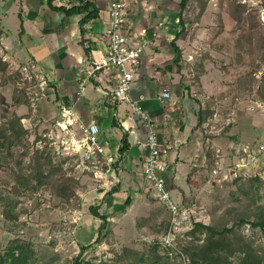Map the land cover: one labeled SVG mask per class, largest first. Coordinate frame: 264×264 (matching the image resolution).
Masks as SVG:
<instances>
[{
  "label": "rangeland",
  "instance_id": "374dc122",
  "mask_svg": "<svg viewBox=\"0 0 264 264\" xmlns=\"http://www.w3.org/2000/svg\"><path fill=\"white\" fill-rule=\"evenodd\" d=\"M154 1L159 12L164 7L172 14L168 18L171 22L161 25L160 30L154 32V38H149V43L165 36L171 42L181 30V0ZM0 2L3 5L12 1ZM10 4L8 12L0 10V25L7 34L6 41L17 51L21 0ZM147 17L142 16V23L146 24ZM184 19L185 31L176 40L182 49L179 61H175L177 54L173 46H168L172 52L168 65L176 69L177 80L174 83L170 78V84L160 82L158 90L167 85L179 94L182 90L189 92L178 104L182 112L184 108L193 111L195 119L200 106L210 112L206 122L194 128V140L201 144L206 161L196 167L194 174L200 176L186 203H195L199 221L205 224L229 226L239 217L264 222V152L259 164L248 172L235 175L231 170L244 152L238 144L245 143L246 149L257 150L264 143V99L260 97L264 89V0H190ZM162 28L166 32L161 31ZM158 47L154 46L156 50ZM1 57L8 62V73L19 70L20 73L15 75L16 81L12 79L2 84L0 69V126L11 116H24L30 148L28 153H24L21 146L0 153V252L11 238L22 237L31 242L40 264H71L82 245H90L85 258L95 263L119 264L115 251L132 248L154 258L150 250L158 243V252L164 258L158 262L148 259L133 264H190L185 253L184 256L168 253L160 243L170 212L154 196L150 183L141 174L123 170V184L111 194L109 191L117 183L115 175L109 172L98 176L93 164L82 161L78 154L67 153L61 142L65 133L57 128L66 100L54 77L47 75L35 61L20 64L17 52L11 55L0 44ZM16 83L26 88L27 100L21 104L13 103ZM257 132H260L258 136ZM211 139L217 140V145ZM217 147L223 149L217 151ZM37 148L50 154L53 162L69 157L64 162L63 173L78 181L75 196L60 197L50 184L35 189L20 183L18 175L31 168ZM214 168L218 173H213ZM109 175L113 183L109 182ZM253 175H258L261 182L253 183ZM171 192L176 199L175 190ZM115 193L131 194L133 204L127 206L123 199L111 201L109 194L114 196ZM114 202L119 212L112 211H115ZM92 204H98L100 212L115 215L110 224L113 233L99 243L96 237L101 220L89 210ZM7 210L10 216L5 214ZM189 227L184 226L182 233ZM240 230L250 237L256 248L264 250L262 228H254L247 222ZM186 238L191 237L186 235ZM191 240L201 243L195 238Z\"/></svg>",
  "mask_w": 264,
  "mask_h": 264
},
{
  "label": "crops",
  "instance_id": "0c3cea01",
  "mask_svg": "<svg viewBox=\"0 0 264 264\" xmlns=\"http://www.w3.org/2000/svg\"><path fill=\"white\" fill-rule=\"evenodd\" d=\"M94 1L100 8V15L95 21L88 24L89 29L86 35L90 37V44L93 47L90 57L86 56L84 47L80 43L79 19L81 15L67 16L64 12L52 8L47 0H21L18 9L21 23L18 30L17 51L6 41L7 34L1 25L0 44L11 55L17 52V62L20 64L35 61L41 69L46 71L47 75L53 76L56 85L61 86V94L64 95L65 100L70 101L75 116L85 122L96 121L101 128V141L107 143L112 152H115L121 145V138L124 134L121 126L127 128L130 148L122 156L118 169L107 170V166H105L101 172L102 175H108L111 172V175L116 176L117 183L114 185L116 186L114 191H116L123 184V170L127 169L133 174H141L144 177L142 169L144 149L139 145V141L146 136V127L131 118V111L127 103L116 102L113 99L111 92L116 86L117 80L115 68L100 69L91 77L86 72L89 68V60L100 59L108 50L106 30L110 23V0ZM1 2L0 10L8 12L12 2H6L3 5ZM127 2L126 26L134 34L144 33L148 38L153 39L154 32L160 30L161 25H168L171 22L168 18L172 12H166L164 7L159 12L158 8L154 7V0H127ZM53 3L60 5L66 4V1L54 0ZM144 15L148 16L145 19L146 24L142 23ZM1 20L0 15V22ZM163 31L166 32V29ZM155 45L158 47L157 50L154 48ZM170 45L172 46V43L167 40L166 36L165 39H155L149 43L142 54L131 95L151 113L159 126L163 140L170 145V149L164 157L168 164V170L165 173L167 185L171 191L175 190L177 201L186 203L196 185L188 181V174L206 161V155L201 144L195 141L193 136L198 117L195 119L196 114L185 108V111L182 112L178 104V101L186 99L189 92L185 93L182 90V93L179 94L175 89L163 85V88L171 90L172 96L165 103H160L158 100V95L162 91L158 90L160 82L170 84V78L174 83L177 80L176 69L168 65L172 61V52L168 47ZM259 133L257 132L255 135L258 136ZM242 139H244V134H242ZM211 140L217 145V140ZM229 143L233 144V142ZM238 145L243 147L242 156L245 155V143ZM221 149L223 147H217V151H221ZM199 176L198 173L193 174L195 179H199ZM109 182L113 183L112 178ZM111 194H109L111 201L116 199L115 202L121 199L126 201L129 196V194L127 196ZM130 196L133 197L131 194ZM115 202L112 203L115 211H112L119 212L117 211L118 204ZM113 216L115 217V215Z\"/></svg>",
  "mask_w": 264,
  "mask_h": 264
},
{
  "label": "trees",
  "instance_id": "16d2710c",
  "mask_svg": "<svg viewBox=\"0 0 264 264\" xmlns=\"http://www.w3.org/2000/svg\"><path fill=\"white\" fill-rule=\"evenodd\" d=\"M54 0H47L49 5L55 10L64 12L67 16L81 15L79 19L81 39L80 43L84 47V52L87 57H90L92 46L90 44V37L86 35L89 27L88 24L95 21L100 15V8L94 0H62L66 1V4H54ZM190 0L180 1V15L179 21L181 24V30H179L175 37L172 39V46L177 54L175 61H179L182 57V49L177 44V38L185 31V19L184 11ZM1 37V31H0ZM8 62L0 58V69L3 71L2 84H7L12 79L16 81L15 75L20 73L15 71L12 74L7 72ZM26 88L20 87L16 83L15 91L13 94V103L21 104L26 102L25 99ZM24 94V97L22 96ZM59 94H57V99ZM260 97L264 99V89L260 93ZM66 105L70 106V101L66 100ZM210 112L206 107L200 106L198 110V123L197 126L203 125L207 120V114ZM22 115H14L9 117L0 126V153L5 150H12L14 146H21L24 153H28L29 147V130L23 123ZM206 147H210L207 143ZM130 148V142L128 140L127 131L124 132L121 138L120 153L123 156ZM209 152V150H207ZM209 154V153H208ZM77 156V155H76ZM121 156V158H122ZM1 157V155H0ZM69 158V157H68ZM63 157L60 160H54L50 154H45L40 148L35 150L31 168H27L21 171L18 175L19 181L23 186L38 188L41 185L47 186L50 184L54 191L60 197L71 198L76 194L77 180L70 176H66L63 173L64 162L68 159ZM208 158V155H207ZM207 160V164L209 163ZM20 163V160H18ZM195 170L188 174V181L197 183V179L193 177ZM206 179V177H205ZM253 183H260L258 175L251 177ZM116 186H114L109 192H113ZM127 205L131 203V196L126 199ZM100 206L98 204H92L89 206V210L92 214L101 220V224L98 228V234L96 237L97 242L106 241L113 233V229L110 226L111 216L114 213L100 212ZM10 216L11 213H5ZM169 222V217H168ZM249 222L254 228L260 227L264 230V222L261 221H249L243 217L235 219L232 225L216 226L213 224H205L200 221H195L192 225L182 233L180 229L176 234V243L178 247L185 253L189 259L190 264H264V250H259L250 240V237L241 232L243 224ZM168 224V223H167ZM167 228L165 229L166 232ZM164 232V233H165ZM201 241V243H193L194 240ZM203 235V236H202ZM163 245V241L160 240ZM90 245H82L79 253L73 258L71 264H104L102 262L95 263L93 260L85 258L84 253L89 249ZM168 253L174 252L170 247L164 246ZM159 245L155 243L152 250H150V257L148 254H140L137 250L124 247L122 251H115V257L119 260V264H133L142 263L150 259L152 262H158L161 256L158 252ZM135 253V254H133ZM131 256V257H130ZM132 258V260H130ZM0 264H40L36 250L32 247L31 242L22 237L11 238L0 252ZM151 264V263H150Z\"/></svg>",
  "mask_w": 264,
  "mask_h": 264
},
{
  "label": "built area",
  "instance_id": "2783aa9c",
  "mask_svg": "<svg viewBox=\"0 0 264 264\" xmlns=\"http://www.w3.org/2000/svg\"><path fill=\"white\" fill-rule=\"evenodd\" d=\"M127 13V0L109 1L110 23L106 30L108 50L100 59H90L86 72L89 76H94L100 69L115 68L117 80L116 86L111 92L112 97L116 102L127 103L131 111V118L146 127V136L139 141V145L144 149L142 158L144 177L150 183L154 196L170 212L167 230L162 236L163 245L184 256V252L176 243V234L184 226H191L200 218L194 202L184 203L173 197L165 176L168 164L164 157L169 151L170 145L163 140L159 126L151 113L131 95L142 54L150 40L144 33L137 35L128 29L126 26ZM171 96V90L164 88L158 95V100L160 103H165L171 99ZM121 127L126 132L127 128ZM57 128L65 133L61 142L65 145L67 153L78 154L82 161L93 164L96 175H102L103 168L100 167L102 165L107 166V170L118 169L122 156L120 147L112 152L111 147L101 141V128L96 121H81L75 116L71 106L63 105L61 118L57 120ZM263 152L264 143H261L257 150L245 149V155L234 164L231 170L235 175L238 172H245V170L248 172V169L259 164ZM212 171L218 173L217 168Z\"/></svg>",
  "mask_w": 264,
  "mask_h": 264
}]
</instances>
